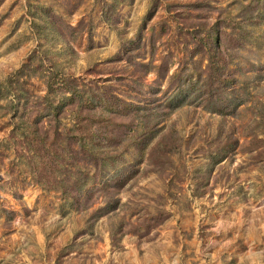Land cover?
Wrapping results in <instances>:
<instances>
[{"label": "rangeland", "instance_id": "rangeland-1", "mask_svg": "<svg viewBox=\"0 0 264 264\" xmlns=\"http://www.w3.org/2000/svg\"><path fill=\"white\" fill-rule=\"evenodd\" d=\"M0 264H264V0H0Z\"/></svg>", "mask_w": 264, "mask_h": 264}, {"label": "trees", "instance_id": "trees-1", "mask_svg": "<svg viewBox=\"0 0 264 264\" xmlns=\"http://www.w3.org/2000/svg\"><path fill=\"white\" fill-rule=\"evenodd\" d=\"M211 37H207V45L209 46L210 45V42H211ZM219 39H217V41H218ZM206 44V43H205ZM220 44V43H219ZM213 58H214V56H213V54L211 55ZM211 57V59H210V61H212L213 62V58ZM215 66H217V64H216V61H215V58H214V63L212 64V66H210L209 68H211V71H213L214 70V72H216V73H219L218 72V68H216ZM27 68V66H25L24 68H22V70H20V72L18 73V75L19 74H21L22 73V71H24L25 69ZM48 87H49V90L50 91H52V90H55V89H57V87H59V88H67V87H65L63 84L62 85H60V83L58 84V83H56L55 81H50L49 82V85H48ZM69 90H71V89H69ZM78 91V90H77ZM77 91H76V89H75V91H74V93L76 92V94L75 95H77ZM55 92V91H54ZM72 93V92H71ZM74 93H72V94H74ZM73 97V96H72ZM71 97V99H73ZM52 108H54L53 106H52ZM88 108H90V107H88ZM56 110L58 111V114L62 111V105H59L58 107H56ZM76 126H77V128H81V126H83V124L82 123H80V122H78L77 124H76ZM71 137H70V135H69V133H67L66 135H65V139L66 140H69ZM81 140H83L84 141V139H82V137H81ZM88 145H86V143H84V142H81V153L82 154H84V155H87L88 154V152H89V154L91 153V154H94V151H96L97 149H95L94 147H87ZM97 152V151H96ZM96 154V153H95ZM94 157V156H93Z\"/></svg>", "mask_w": 264, "mask_h": 264}]
</instances>
